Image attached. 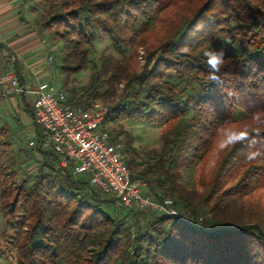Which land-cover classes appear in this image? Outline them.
Wrapping results in <instances>:
<instances>
[{"label": "trees", "instance_id": "obj_1", "mask_svg": "<svg viewBox=\"0 0 264 264\" xmlns=\"http://www.w3.org/2000/svg\"><path fill=\"white\" fill-rule=\"evenodd\" d=\"M36 1L43 8L38 26L64 48V90L88 69L97 38L133 49L121 59L102 55L82 91L67 88L69 103L107 100L125 83V101L107 121L170 125L161 150L146 151L141 164L132 135L122 133L133 178L146 181L153 198H172L195 219L210 217L193 226L182 216L116 206L88 176L60 167L55 153L31 147L39 164L28 179L19 181L14 164L0 161V264L13 255L17 264H264V0H170L166 8L164 0ZM171 6L174 15L158 33ZM139 47L147 54L141 68ZM16 71L26 85L19 61ZM25 111L39 131L34 112ZM231 128L211 176L190 188L186 175ZM10 149L0 129L1 154Z\"/></svg>", "mask_w": 264, "mask_h": 264}, {"label": "built area", "instance_id": "obj_2", "mask_svg": "<svg viewBox=\"0 0 264 264\" xmlns=\"http://www.w3.org/2000/svg\"><path fill=\"white\" fill-rule=\"evenodd\" d=\"M53 59L51 55L44 61L49 65ZM12 61L14 64L16 58ZM0 82L8 84L11 94L25 97L34 112L39 133L31 138L30 146L36 153L52 151L59 158L60 167L70 168L75 176H88L91 185L119 207L182 216L190 225H201L202 218L180 213L172 199L153 198L147 182L133 178L122 144L114 140L106 127L111 107L96 102L73 106L62 87L48 80L21 86L15 71L3 75Z\"/></svg>", "mask_w": 264, "mask_h": 264}, {"label": "rangeland", "instance_id": "obj_3", "mask_svg": "<svg viewBox=\"0 0 264 264\" xmlns=\"http://www.w3.org/2000/svg\"><path fill=\"white\" fill-rule=\"evenodd\" d=\"M34 1L36 8L33 9L32 13L34 16L33 17L34 21L38 22L43 12V8L38 4L36 0ZM163 2H164L163 7L166 8L169 5L170 0H164ZM174 10L175 8L171 6L170 8L167 9V11L163 13L159 22L158 33H162L161 30L165 28V24H166L165 22L167 21L168 18L174 15ZM40 31L42 35L41 41L43 45L40 46V48L38 49V55L39 58L41 59V63H45L44 60L47 56H49V54L50 56L52 55L54 57L53 65L55 67V73H53V78L51 83L55 84L59 88L63 86L66 79L65 76L62 75L59 70V66H61L62 63V59L60 55L63 52L64 48L60 41L56 40L45 30H42V28H40ZM151 37L155 39L157 38V36H151ZM123 50H125L126 53H129V55L133 53V49L127 48L125 46H123L120 49L117 46H115L111 41L103 37L97 38L90 52L91 63L88 69L78 74L72 75L69 79L68 86L65 87V91H68L67 88L70 89L72 87H75L78 92L82 91L89 84L93 66L98 62V59L102 55H111V54L114 55L116 59H121L123 58V54H124ZM146 56L147 54L144 47H139L136 57L139 68L143 67V65L145 64ZM125 85H126L125 83H121L117 86V96H112V97L110 96L111 98H108L107 100L100 98L94 102L98 103L99 105L109 106L112 109L114 107L120 106L122 102L125 101V95H126ZM104 92L105 90H103L102 93ZM189 92L195 95L194 93L195 91H192V88H189L187 94H189ZM187 94H185L184 96H187ZM26 106L27 105L26 103L23 102V99L21 106L19 103L15 104L10 99V97H8V100L4 101L0 105V129H4L7 131L8 138L11 141L10 151H8L7 154H1L0 152V161L5 164H14V169L18 171L19 181L28 179L31 173L38 168V164H39V156L31 149L30 146V140L32 138L31 132L33 133V129H35V127L32 128V131L28 130V126L31 125L26 124V122L28 123L30 122V117L25 112ZM106 127L109 130L112 137L114 138V140L118 143H121L123 148L125 147L127 138L125 134L122 133L127 132L132 135L134 139V148L138 152V156L135 157L136 164H141L144 161V153L146 151H148L149 149L161 150L163 144L160 139V136L163 132L169 129L170 125L168 124L153 125L146 121H136L132 119L123 118L119 120L109 119L106 122ZM233 135H234L233 128L227 130L217 140L215 144V148L213 152H211V154L208 156V159L202 164H200V166H198L193 173L190 174L188 173L186 175L190 188H196L195 184L201 178L203 177L209 178L211 176L213 170L216 167V163L219 159L220 153L230 143L231 139L233 138ZM100 197L102 198V200L110 199L108 196L105 197L100 195ZM174 206H175V201H174ZM114 208L112 209V211L114 210L115 214L120 213L117 207ZM179 212L186 214L187 212L190 211L184 210ZM197 213H202V212L198 211ZM202 214H204V216ZM202 214H198L200 215L198 216V218H202L203 219L202 222L204 223L205 219L206 220L209 219L210 214L205 212ZM1 216L2 215L0 211V223H1ZM149 221L150 218L143 219L141 223L142 227L146 228L149 224ZM0 240H2L1 236H0ZM1 264H17V262L15 256L13 255V256L5 257L1 261Z\"/></svg>", "mask_w": 264, "mask_h": 264}, {"label": "crops", "instance_id": "obj_4", "mask_svg": "<svg viewBox=\"0 0 264 264\" xmlns=\"http://www.w3.org/2000/svg\"><path fill=\"white\" fill-rule=\"evenodd\" d=\"M35 8L34 0H0V78L11 71L17 73L16 62L19 61L25 84L36 85L40 81H52L55 73L53 62L49 65L41 63L38 55V49L43 44L40 27L33 18ZM13 57L16 58L14 64ZM8 97L22 106L23 97L11 94L8 84L0 82V105ZM26 105L30 107L27 101ZM26 124L31 125L28 126L30 131L35 127L31 137L39 133L31 117Z\"/></svg>", "mask_w": 264, "mask_h": 264}, {"label": "snow or ice", "instance_id": "obj_5", "mask_svg": "<svg viewBox=\"0 0 264 264\" xmlns=\"http://www.w3.org/2000/svg\"><path fill=\"white\" fill-rule=\"evenodd\" d=\"M208 62L210 64V66L213 68H215L217 66V64L219 63V61L215 57L210 58Z\"/></svg>", "mask_w": 264, "mask_h": 264}]
</instances>
